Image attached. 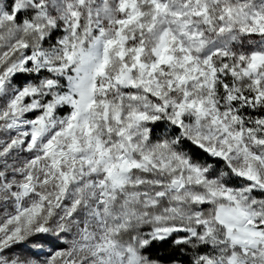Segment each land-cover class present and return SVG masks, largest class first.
<instances>
[{
    "label": "snow or ice",
    "instance_id": "obj_1",
    "mask_svg": "<svg viewBox=\"0 0 264 264\" xmlns=\"http://www.w3.org/2000/svg\"><path fill=\"white\" fill-rule=\"evenodd\" d=\"M0 264H264V0H0Z\"/></svg>",
    "mask_w": 264,
    "mask_h": 264
}]
</instances>
